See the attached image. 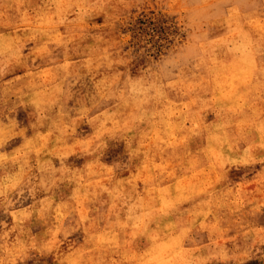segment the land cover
<instances>
[{
	"label": "rangeland",
	"instance_id": "374dc122",
	"mask_svg": "<svg viewBox=\"0 0 264 264\" xmlns=\"http://www.w3.org/2000/svg\"><path fill=\"white\" fill-rule=\"evenodd\" d=\"M0 264H264V0H0Z\"/></svg>",
	"mask_w": 264,
	"mask_h": 264
}]
</instances>
